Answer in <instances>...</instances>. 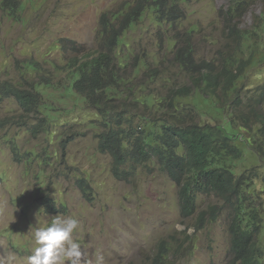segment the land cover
Returning <instances> with one entry per match:
<instances>
[{
    "label": "trees",
    "instance_id": "obj_1",
    "mask_svg": "<svg viewBox=\"0 0 264 264\" xmlns=\"http://www.w3.org/2000/svg\"><path fill=\"white\" fill-rule=\"evenodd\" d=\"M188 2L130 0L101 13L94 47L81 52L68 46L72 56L66 64L50 62L54 74L64 73L63 79L42 76L28 83L25 75L41 67L25 61L22 81L0 83V101L12 99L22 116L39 117L31 127L35 133L47 131L52 113L58 112L48 88L58 91V101H81L94 115L89 130H97V151L110 157L114 179L130 183L139 168L147 173L157 169L176 186L182 224L193 218L199 231L225 214L230 264H264V81L246 85L248 71L263 64L264 55L256 52L264 39V0H227L223 34L208 39L220 45L209 57L198 55L193 44L192 35L200 28L182 25ZM258 2L261 31L242 28V18ZM21 9L22 0L0 2V10L9 16ZM145 21L157 27L155 40L164 47L155 62L147 51L136 53L126 40L127 31ZM250 38L255 40L252 51L243 60L238 54ZM166 56L173 73L167 71ZM12 124L0 120V128ZM244 148L258 157L259 165L238 173L235 167L244 158ZM76 187L90 198L86 178H78ZM200 196L216 202L199 210ZM41 206L49 215L65 208L47 196ZM174 242L178 240L173 237L160 240L145 264H174L184 240Z\"/></svg>",
    "mask_w": 264,
    "mask_h": 264
},
{
    "label": "rangeland",
    "instance_id": "obj_2",
    "mask_svg": "<svg viewBox=\"0 0 264 264\" xmlns=\"http://www.w3.org/2000/svg\"><path fill=\"white\" fill-rule=\"evenodd\" d=\"M125 1L130 0H22L23 9L13 16L0 10V83L22 81L23 64L28 60L41 67L25 75L28 83L42 76L63 79L64 73L54 74L50 62L66 64L72 56L68 46L81 52L94 47L101 13ZM227 8V0H189L182 25L200 28L192 35L198 55L209 57L219 48L220 42L208 39L223 34L222 13ZM261 11L258 2L240 26L261 31L256 20ZM145 22L129 29L126 40L136 53L147 51L149 60L155 62L161 59L157 51L163 45L158 47L155 40L157 27ZM253 41L250 38L238 54L243 60L249 58ZM256 54L264 55V39ZM165 58L168 73H173L174 65L169 56ZM261 61L263 64L248 71V87L264 81V56ZM48 92L58 112L52 113L47 131L37 133L31 127L39 117L22 116L12 99L0 101V120L13 122L0 128V264H7L11 253L17 257L16 264H27L33 247L32 229L46 226L57 215L79 222L74 239L82 245L84 264H97L98 257H103L102 264H145L160 240L171 237L178 240L174 245L184 240L174 264H230L225 214L196 231L193 218L181 223L176 186L165 174L155 168L151 173L139 168L130 183L114 179L110 157L97 151V130H89L93 113L81 101H58L57 90L48 88ZM243 154V160L236 163L238 173L259 165L258 157L248 148ZM40 155H45L44 159ZM21 157L23 160L16 161ZM78 178L88 180L89 199L76 187ZM46 196L65 206L63 212L45 214L41 205ZM215 202L213 197L200 196L197 207L205 210Z\"/></svg>",
    "mask_w": 264,
    "mask_h": 264
},
{
    "label": "clouds",
    "instance_id": "obj_3",
    "mask_svg": "<svg viewBox=\"0 0 264 264\" xmlns=\"http://www.w3.org/2000/svg\"><path fill=\"white\" fill-rule=\"evenodd\" d=\"M79 222L71 217L57 215L46 226L32 229V251L27 264H84L82 245L74 239ZM17 257L11 253L7 264H16ZM98 257L97 264H102Z\"/></svg>",
    "mask_w": 264,
    "mask_h": 264
}]
</instances>
